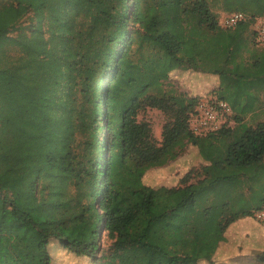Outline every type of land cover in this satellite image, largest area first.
Masks as SVG:
<instances>
[{
  "label": "trees",
  "instance_id": "1",
  "mask_svg": "<svg viewBox=\"0 0 264 264\" xmlns=\"http://www.w3.org/2000/svg\"><path fill=\"white\" fill-rule=\"evenodd\" d=\"M260 18L264 0H0V264H52L53 242L93 264H197L263 209L264 121H244L264 94V51L244 55ZM188 72L218 78L208 99L235 129L190 130L201 100L166 88ZM187 145L204 163L157 202L143 179Z\"/></svg>",
  "mask_w": 264,
  "mask_h": 264
},
{
  "label": "rangeland",
  "instance_id": "2",
  "mask_svg": "<svg viewBox=\"0 0 264 264\" xmlns=\"http://www.w3.org/2000/svg\"><path fill=\"white\" fill-rule=\"evenodd\" d=\"M34 23L32 21L31 15H28L25 17L21 23L20 26L24 27V33L29 34L28 27ZM254 29V28H253ZM17 32H13L11 35L16 34ZM254 45L251 43L252 40L249 38V46L245 47V56L251 55V53H255L257 56L260 55V53H263L264 47L260 46L257 43L256 37L253 38ZM11 53V52H8ZM215 79L207 74H201L197 72H188L185 74H179L174 73L170 76L166 88L173 87L177 92H182L185 94H189L191 96H196L199 98V100L204 101L205 99H208L209 97H212V95L215 93V88L213 86V81ZM219 86V84H218ZM264 96V94H260V97ZM241 99H244L241 97ZM263 98L261 97V101ZM259 102V101H258ZM261 102H259L258 108L261 106ZM256 105V107H257ZM264 106V105H263ZM247 111V110H245ZM244 111V112H245ZM140 118L145 119L148 121L152 126V131L155 139L157 141H161V129L165 122V116L156 109H149L145 112L140 114ZM264 120V107L262 108L261 112L256 115V117H246L244 121L247 124H253L259 121ZM227 128L235 129L236 125L234 122V119L232 116L227 120L226 123ZM205 135H202L201 138H205ZM230 139L223 140L225 143H228ZM222 142V141H221ZM223 143V142H222ZM224 144V143H223ZM229 144V143H228ZM217 149L219 151H223L224 146L220 145L219 143L215 144ZM203 148L200 149L199 146L193 147L191 145H187L184 149H182L177 158L171 162H169L167 165L150 170L149 173L146 175V177L143 179L144 184L151 187L154 192V200L157 202H163L168 199L166 198L167 190L174 188V187H180V181L182 177L188 173L191 169H197L200 167L201 164L204 163V158L202 157ZM218 151V152H219ZM124 198V197H123ZM127 198H124L123 202L126 206L127 203H125ZM250 224L248 225V229L251 233V237H249L246 241L240 242H233V241H227L225 243L226 246H224V250L228 252L235 244H240L244 246H251L254 247L259 241L260 243L264 242V238L259 236V231L264 228V221H258L255 218H252V220H249ZM227 230V229H226ZM225 230V231H226ZM225 233V232H224ZM223 233V238H224ZM105 234H101V241L102 243H105ZM232 239H234L232 237ZM223 242V241H221ZM219 242L214 250V252L209 255V257L206 260H200L197 264H212L213 261L210 259L214 255L217 247L221 243ZM235 243V244H234ZM264 247V246H263ZM49 252L52 258V264H93L91 261L84 257H76L72 253L66 251V249L62 248L61 245L58 244V242H53L49 245ZM206 261V262H203ZM235 260H231L229 263L234 264ZM237 261H235L236 264ZM239 264V263H238ZM245 264H254L253 262H246Z\"/></svg>",
  "mask_w": 264,
  "mask_h": 264
},
{
  "label": "built area",
  "instance_id": "3",
  "mask_svg": "<svg viewBox=\"0 0 264 264\" xmlns=\"http://www.w3.org/2000/svg\"><path fill=\"white\" fill-rule=\"evenodd\" d=\"M244 20L241 13H233L220 18V26L224 29H233ZM257 43L264 47V18L254 24ZM230 106L223 100L210 98L200 101L195 112L189 120V128L195 135H205L218 131L223 126L227 127V120L231 117ZM253 218L264 221V208L255 212Z\"/></svg>",
  "mask_w": 264,
  "mask_h": 264
},
{
  "label": "crops",
  "instance_id": "4",
  "mask_svg": "<svg viewBox=\"0 0 264 264\" xmlns=\"http://www.w3.org/2000/svg\"><path fill=\"white\" fill-rule=\"evenodd\" d=\"M215 80L213 81V86L215 88V90L218 87L219 84V80L217 77H213ZM263 98V100L261 101V106L259 108H257L255 110L254 113H249L245 116L246 117H256V115L259 113V111L261 112L262 108L264 107V96H261ZM231 108V107H230ZM232 111V118H234V112L231 108ZM244 118V119H245ZM264 121V120H263ZM228 126V125H227ZM249 220H252V217H246V218H242V219H238L235 222H233L232 224H230L227 228V230L224 233V240L223 242H221L219 244V246L217 247L214 255L212 256V258L210 259L212 262V264H230L229 262L231 260H235L237 261L236 264H245L246 262H257L256 259V255L258 253L264 252V242L260 243L259 241L254 247L249 246H242L239 243L235 244L228 252H223L224 250V246L225 243L227 241H233V242H242V241H246L249 237H251V233L248 232V225L250 224ZM259 236L264 238V228L262 230H260L259 232ZM232 237L234 239H232ZM234 261V264H235ZM206 262V261H203Z\"/></svg>",
  "mask_w": 264,
  "mask_h": 264
}]
</instances>
